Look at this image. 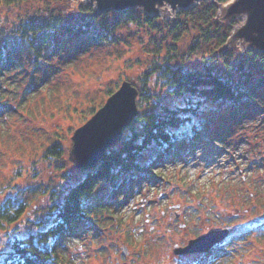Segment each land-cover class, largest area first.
<instances>
[{
	"label": "rangeland",
	"instance_id": "1",
	"mask_svg": "<svg viewBox=\"0 0 264 264\" xmlns=\"http://www.w3.org/2000/svg\"><path fill=\"white\" fill-rule=\"evenodd\" d=\"M206 3L216 9L205 24L198 25V34L216 23L220 32L201 37L197 50L189 51L197 33L192 25L201 20L182 11ZM87 5L99 15L82 9ZM131 8L137 11V21L124 16L128 8L100 11L96 0L0 3V25L7 26L1 50H9L16 62L0 78V205L15 201L25 206L19 220L0 225V264L10 239L35 233L39 219L47 227L53 201L50 192L61 197L84 175L86 168H76L69 159L71 137L90 118L84 110L105 103L108 88L117 89L123 80L139 88L143 72L152 62L164 61L168 53L175 56L172 66L203 68L209 57L220 72L224 68L221 50L235 59L250 50L264 53V39L261 45L252 39L257 33L247 0H196L184 9L167 2ZM180 11L181 24H177ZM29 16L50 18L47 22L62 16L72 24L84 18L90 28L82 35L64 29L56 35L49 31L52 36L46 45L42 38L13 43L14 27L23 30L18 25L20 17L27 20ZM148 17L157 19L153 22ZM95 34L107 38L99 44L91 38ZM224 34L226 42L218 48ZM253 62L250 84L264 76V59L256 57ZM157 77L153 75L150 83L152 90L162 91V102L179 106L191 100L189 95L166 96L167 89ZM256 96V103H241L238 108L205 102L195 120L206 121V133L196 137V147L183 144L180 153L155 167L161 172L158 178L136 182L132 191L123 189L110 204L113 218L97 216L96 225L78 224L66 250L71 264H193L198 253L177 254L174 248L214 229L228 228L230 235L239 231V224L261 218L264 90ZM147 101L143 106L150 108ZM54 143L62 151L59 158L46 155ZM112 189L108 183H99L94 197L110 200ZM239 234L227 264H264V235Z\"/></svg>",
	"mask_w": 264,
	"mask_h": 264
},
{
	"label": "trees",
	"instance_id": "2",
	"mask_svg": "<svg viewBox=\"0 0 264 264\" xmlns=\"http://www.w3.org/2000/svg\"><path fill=\"white\" fill-rule=\"evenodd\" d=\"M20 1L23 0H0V3ZM82 9L90 10L94 16L99 15L95 13V10L93 11V8H90V5ZM133 9H126L124 16L127 20L137 21V11ZM215 9L214 4L206 3L182 11L185 16L194 14L198 15L201 20L200 23L192 25L197 33L193 34L189 51L197 50L201 37L203 39L205 35L213 36L220 32L218 23H216L213 27L207 25L208 29L202 34H198V25L205 24V21L210 19L205 18L213 15ZM182 12L175 15L177 24H181L182 15L179 14ZM94 16L92 18H95ZM53 18V21L47 22L50 18L45 20L41 17L29 16L26 20L20 17L21 22H18L20 23L18 25L23 27V30L17 26L14 27L15 31L13 29V32L15 33L11 39L12 42L23 45L33 38H42V45H46L49 42V37L52 36L49 31H54L53 35H56L64 29L82 35L87 33L90 28L84 18L83 22L76 24L68 22L62 16ZM148 19L154 22L157 17H148ZM6 27V25H0L1 41L7 32ZM226 37L227 34L221 36L218 48L224 45ZM91 38L100 44L107 36L95 34L91 35ZM1 48L2 44H0V78L4 74V70L14 68L16 64L14 59L9 57V50L2 53ZM3 54H5L4 57ZM220 56L224 66L221 72L215 67L216 63L207 60V58L210 59L209 57L206 58L203 68L172 66L171 60L175 56L169 53L164 56V61L152 62L142 74L140 87L135 85L138 89V112L133 122L124 129L120 141L108 147L105 155L95 166L85 167L86 169L79 168L85 169L84 175L78 178L75 185L68 187L61 197L54 191L50 192L49 195L53 201L50 205L51 212L46 215L47 227H45L44 219H39L35 233L26 236L17 235L10 239L8 250L4 253L3 264H71L66 250L70 244L69 236L71 233H75V227L78 224L96 225L98 224L96 221L99 220L96 218L97 216L104 219L113 218L110 215L112 214L110 204H114V200L118 199V195L123 189L132 191L136 182L145 178L149 180L158 178L161 172L156 171L155 167L164 163L169 157L173 158L176 153H180L183 144L185 147H196V137L206 133V121L202 118L195 120L203 111L205 102L220 101L235 108H238L241 103L249 101L256 103V95L259 96L264 90V76L257 78L254 84H250L248 81L252 79L254 72L250 67L256 66L255 64L251 65L256 57L264 59V53L250 50L246 52L245 56L242 54L241 58L235 59L232 53L221 50ZM153 75H157L158 81L166 87V96L189 95L187 98L192 97L191 100L179 106L165 104L161 101L162 91L152 90L150 81ZM115 90L108 88L106 94L109 96ZM144 101H147L150 108L143 106ZM97 109L94 106L88 107L84 110L85 117H91ZM207 139L209 138L207 137ZM61 154L59 143H54L46 150L47 156L52 155L51 157L59 158ZM102 182L110 184L113 188L110 200L94 197L97 185ZM24 213L23 203L5 201L0 205V225L12 224L19 220ZM262 213L263 216L259 219L251 218L245 224H239L238 226L242 228L239 229L240 232L228 235L216 243L210 251L198 254V258L193 264H227L231 262L235 252L233 243L239 240V233L264 235V208Z\"/></svg>",
	"mask_w": 264,
	"mask_h": 264
},
{
	"label": "water",
	"instance_id": "3",
	"mask_svg": "<svg viewBox=\"0 0 264 264\" xmlns=\"http://www.w3.org/2000/svg\"><path fill=\"white\" fill-rule=\"evenodd\" d=\"M99 10L143 6L150 8L159 0H96ZM194 0H165L173 8H187ZM253 13L254 23L252 39L261 45L264 39V0H247ZM138 89L128 80H123L117 90L109 95L103 105L82 125L74 130L69 159L76 168L95 166L105 155L108 147L116 144L123 136L124 129L135 119ZM229 233L228 228L214 229L189 240L185 246L174 248L175 253L207 252Z\"/></svg>",
	"mask_w": 264,
	"mask_h": 264
},
{
	"label": "snow or ice",
	"instance_id": "4",
	"mask_svg": "<svg viewBox=\"0 0 264 264\" xmlns=\"http://www.w3.org/2000/svg\"><path fill=\"white\" fill-rule=\"evenodd\" d=\"M159 3L160 4H164L165 3V0H159Z\"/></svg>",
	"mask_w": 264,
	"mask_h": 264
},
{
	"label": "bare ground",
	"instance_id": "5",
	"mask_svg": "<svg viewBox=\"0 0 264 264\" xmlns=\"http://www.w3.org/2000/svg\"><path fill=\"white\" fill-rule=\"evenodd\" d=\"M196 2V0H194ZM192 4V3H191Z\"/></svg>",
	"mask_w": 264,
	"mask_h": 264
}]
</instances>
